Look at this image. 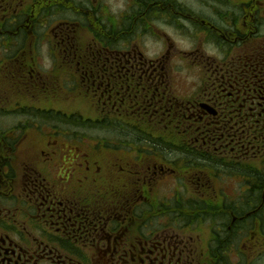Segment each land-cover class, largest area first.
Returning a JSON list of instances; mask_svg holds the SVG:
<instances>
[{
    "label": "flooded vegetation",
    "instance_id": "obj_1",
    "mask_svg": "<svg viewBox=\"0 0 264 264\" xmlns=\"http://www.w3.org/2000/svg\"><path fill=\"white\" fill-rule=\"evenodd\" d=\"M101 1L104 0H0V100H6L1 117H6L5 110L11 107L4 89L8 75L14 73L18 82L21 77H29L28 86L33 85L42 72L39 67L24 65L23 57L26 53L38 57L41 52L55 55L51 44L55 36V41L60 42L59 55L70 57L71 79L79 81L100 105L103 127L100 120L95 126L110 131L104 118L117 115L120 121L125 118L129 122L126 117L134 114L150 124L151 134L157 130L155 127H179L181 155L171 156L168 161L157 160L159 163L143 170L136 167L132 171L131 166L117 162L106 169L102 161L91 159V150L99 152L98 146L87 143L88 150H82L83 144L69 143L57 159L53 151L52 157L40 162L19 154V149L8 143L12 133L0 132V264H264V167L257 176L242 173L230 178L234 183L219 180L218 189L213 180L200 184L198 178L197 190L211 188L214 194L206 204L203 200V209L196 206L192 193L181 195L179 200L174 189L170 197L154 202L155 191L148 189L163 175L186 167H176L181 161L208 164L215 158L219 168H233V175L240 167L235 164L250 159L256 160V167L264 166V144L249 143V132L259 129V139L264 142V15L256 17L249 35L239 34L235 24L226 30L204 19L181 16L195 26H209L214 33L207 31L212 35L209 46H221L223 50L218 49L221 56L199 47L182 52L181 56L194 55L191 66L204 72L199 97L187 101L170 75L178 71L170 64L176 56L181 57L179 51L166 56L172 47L168 43L162 55L147 59L137 41L142 37L144 44L151 42L147 25L158 28L162 0H137L133 4L142 3V8L132 15L131 11L113 14ZM70 10L79 19H69ZM153 10L158 14L147 21ZM170 13L165 22L169 26L178 22L181 14L174 8ZM86 26L95 32L86 45L80 46L74 34ZM175 27L179 30L180 24ZM252 34L260 39L243 53L232 57L225 50L224 41L232 40V49L233 45L248 42ZM37 35L47 43L45 49L23 48L30 37L32 43H39ZM83 53L93 55V61L77 55ZM138 124L132 127L137 134L142 130V123ZM48 133L44 137H49L52 144L61 140L56 132ZM151 137L141 141L149 142ZM169 140L167 144L174 147ZM59 141L56 147L63 145ZM160 142L163 141H153V147L162 150ZM104 144L102 149L109 152L118 148ZM140 155L135 156V161ZM198 209L203 211L201 220L208 219L209 211L217 224H209L206 242L194 229L196 222L191 223L197 219L193 213Z\"/></svg>",
    "mask_w": 264,
    "mask_h": 264
},
{
    "label": "rangeland",
    "instance_id": "obj_2",
    "mask_svg": "<svg viewBox=\"0 0 264 264\" xmlns=\"http://www.w3.org/2000/svg\"><path fill=\"white\" fill-rule=\"evenodd\" d=\"M135 1L137 0H104L101 2L107 4L114 12L113 14L118 12L126 14V12L131 11L130 15H132L136 7V5L133 4ZM163 1L164 0H162V2ZM168 1L174 3L177 7L183 8L176 9L177 11L182 13L187 12L185 7H188L187 9L190 12L201 13L205 21H209L213 25L222 27L223 29H229L230 25L232 28V25L235 24L238 26L239 34L243 33L244 35L251 34L256 23V17L264 15V0H258L256 4L252 3V0H220L221 4H218V0H214L217 1L215 4H212L210 0ZM212 7H214V9H211ZM153 11V13L148 15L147 21L158 14L155 10ZM67 16L69 19H79L73 10L68 11ZM167 16L168 15L164 13L157 16L159 19L158 28H156L155 25L152 26V28L147 25L149 29L148 36L150 40L152 39L150 43L144 44L142 37H140V40L137 39V41L140 42L139 49L147 59L162 55L163 52L168 49V43H171L172 47L170 53H166V56L174 55L178 53V51L181 56L182 52L186 50H197V47H199L201 51H207L209 54H218L221 56V51L223 52L221 46L213 48L209 46L211 45L208 43L209 37H212V35L207 32L209 26L204 27L198 24L195 26L194 22H190L188 18L181 19V15L177 16L179 17L178 22L169 26L165 24L169 19ZM191 19L196 20L199 19V17L195 18L191 16ZM232 21H234V23H232ZM178 23L180 24L179 30L175 27ZM94 32L91 26L78 28L74 34V40L80 46H84L87 44V39L92 38ZM210 32L213 33L212 31ZM254 35L255 34H252L249 41L243 45H233L231 47L232 49L229 48L232 45L231 38L229 39L231 41L228 43L224 41V45H226L225 50L230 52L232 57L233 54L238 55L243 53L244 50L253 45L255 40L260 39V37L256 35L255 37ZM36 37L39 38L38 35ZM32 40L33 37H30L26 45H23V48L27 50H30L31 47L34 48V46H37L39 50L46 48L47 43L40 38L37 44L36 42L32 43ZM51 44H53V48L55 49V55H42L41 52L38 54V57L30 53H26L25 57H23L24 59L22 61L24 65L40 68L42 72L41 76L39 75L38 79H34V82H37V84L33 82V85L28 86V82H31L29 77H21L18 82L13 73L14 68L11 66L12 64H10L13 74L12 76L8 75V86L6 85L4 89H6V93L9 94L8 100L10 104L8 106L11 107L5 110L7 116L1 117L4 113L1 108L2 106L6 107V100H0V132L5 135L8 133L10 135L13 134L12 138H8V143L19 149V154L31 156L33 161L41 162L42 159L48 160L52 157L51 154L53 151H56V159L60 157V154L65 152V148L70 146L69 143L74 145H76V143L83 144L84 146L81 145L82 150H84V148L88 150L86 145L89 143L90 146L95 145L94 147H99V152L91 150L92 154L94 153L91 158L92 161L94 159L102 161L101 164L106 169H111V166L115 167L117 162L131 166L132 168L129 169L132 171H134L136 167H140L141 170L146 169L148 165L157 163V160L168 161L171 156L179 157L181 155L179 150L181 142L179 138L182 137L179 134V127H155L157 130H154L155 128L152 127L154 128V132L151 134L152 130L148 128L150 124L146 122L143 123L141 119L137 118V115L134 114H132L133 116L131 118L126 117L130 120L129 122H126L125 118H120V121L117 115H109L104 118L106 120V128H111L110 131L104 128L99 129V126H95L96 121H101V117L99 116L100 105L98 107V103L93 101L92 97L85 92L84 88L79 85V81L71 79L68 72L70 66L68 64L71 63L70 57L65 56V54L59 55L57 48H59L60 42L55 41V36H53ZM136 47L138 46L136 45ZM218 49H221V51ZM107 54L109 55L110 53ZM77 55L80 56L82 60L93 61L94 59V56L89 54L83 53ZM193 56L194 55L176 56L174 58L175 60L170 64L171 68L177 66V70L180 72L178 74V71H174L170 73V75L173 77L175 88L184 95L187 101L196 100L199 97L201 91L199 85H202L200 83L204 77V72L202 70L191 66L190 62ZM72 59H76L75 61L78 60L77 57H72ZM95 59H98V55H96ZM17 103H19L20 106L18 105L17 108H13ZM133 111L135 112V109H133ZM63 113L69 116V118H65L64 115H61ZM1 120H5L6 123ZM138 122H141L143 125L140 124L139 127L142 126V130L137 134L132 127L138 124ZM128 123H130V125ZM7 128L11 129L5 132ZM48 131L56 132L57 137H59L58 139L61 140H57L55 143L58 141L59 143H63L61 147H56V144H52L49 137H44V134H49ZM76 136L79 137L78 140H75ZM148 136H153L149 142L141 141V139ZM156 136L157 139L154 138ZM167 136L168 139H165ZM192 136L193 135H190V139L193 140ZM44 139H46V141ZM158 139L163 141L160 142L161 145H159L162 150L158 147H153V141H158ZM190 139L187 140L189 141ZM167 140L171 141L174 147H172L170 143L167 144ZM104 143H109V145H114L118 148L110 152L105 149L103 150L102 145H105ZM138 151L146 154L140 155ZM156 152L157 155L155 156ZM138 155H140L139 159L135 161V156ZM191 161L193 162L191 164H187L188 161H181L176 167H180V165H185L186 167L177 168L172 174L163 175L159 181L160 183L151 184L148 187V189L155 191V195L153 196L154 202L163 200V196L170 197V194L176 189L174 192H177L176 195L179 200L181 199V195H193L191 198L195 200L196 206L203 209V200L205 199L204 202L206 204L210 199L212 200V195L214 194H211V188L197 190L198 185L203 184V182L205 184H210L209 179H211L217 184L216 188L218 189L219 180L224 179V184H229V181L233 182L231 179L237 178L239 175L242 176L245 174L249 176L250 174H254L257 176L259 175L260 169L264 167H256V160L250 159L247 162L244 161L243 163L235 164L240 167L236 169L238 170L237 174L233 175V168H219L215 158L208 164H205L203 161L200 163H194L193 160ZM219 166L222 167L221 165ZM180 174H187L188 177L179 176ZM177 178L185 181L182 183ZM198 178H200L198 182L200 184H196ZM202 212L203 211L199 209L195 211L193 215L197 219H192L191 223L196 222L194 229L199 233L201 240L206 242V230L209 224L213 226L217 224L215 220L211 219L209 211H207L206 216L208 219L204 221L201 220L199 215ZM263 213L264 212H262V214ZM182 218L187 217L183 216ZM212 218L214 217L212 216Z\"/></svg>",
    "mask_w": 264,
    "mask_h": 264
},
{
    "label": "bare ground",
    "instance_id": "obj_3",
    "mask_svg": "<svg viewBox=\"0 0 264 264\" xmlns=\"http://www.w3.org/2000/svg\"><path fill=\"white\" fill-rule=\"evenodd\" d=\"M209 2V1H208ZM210 2L212 3V4H215V3H217V1H214V0H210ZM218 4H221V1L220 0H218ZM142 8V3H138V4H136V7L134 8V13H135V10L136 11H138V10H140ZM171 8H174V10L175 11H177L176 9H183V8H181V7H177L174 3H172V2H170V1H168V0H164L163 1V13L164 14H166V15H168V16H171V13H170V10H171ZM186 8V10H187V12H184V13H182V12H180V11H178L179 13H181L180 15L181 16H193V17H199L200 19H204V17H203V15H201V13H192V12H190L187 8L188 7H185ZM201 8V7H200ZM211 9H214V7H212ZM200 12H202V11H200ZM133 13V14H134ZM183 18V17H182ZM185 19V18H184ZM139 37V36H138ZM44 110H46V109H44ZM48 111V110H47ZM99 125H100V127H103V124H102V122L100 121L99 122ZM146 144V143H145ZM196 158H198V157H196ZM197 163H200V161H198Z\"/></svg>",
    "mask_w": 264,
    "mask_h": 264
},
{
    "label": "trees",
    "instance_id": "obj_4",
    "mask_svg": "<svg viewBox=\"0 0 264 264\" xmlns=\"http://www.w3.org/2000/svg\"><path fill=\"white\" fill-rule=\"evenodd\" d=\"M258 66H263V65L259 64ZM261 73L263 75L262 78L264 79V66H263V69H262ZM241 123L242 122H238V124H241ZM95 125H97V123ZM260 131L261 130L259 129L258 131L257 130H253L252 132H249V136H250V138H249L250 142L249 143H250V145L254 144V145H258L259 146L260 144H262V145L264 144V142L262 141L263 138L259 139V136H258V133ZM238 136L242 137L240 135H238ZM255 137H256V139H255ZM247 143L248 142H244V145H247ZM241 144H243V142H241Z\"/></svg>",
    "mask_w": 264,
    "mask_h": 264
}]
</instances>
